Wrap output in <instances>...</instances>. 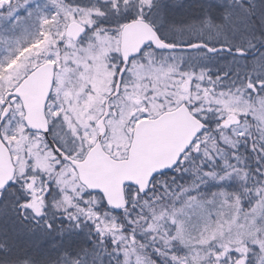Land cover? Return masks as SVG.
Masks as SVG:
<instances>
[{
    "label": "snow or ice",
    "instance_id": "1",
    "mask_svg": "<svg viewBox=\"0 0 264 264\" xmlns=\"http://www.w3.org/2000/svg\"><path fill=\"white\" fill-rule=\"evenodd\" d=\"M0 264H264V0H0Z\"/></svg>",
    "mask_w": 264,
    "mask_h": 264
}]
</instances>
